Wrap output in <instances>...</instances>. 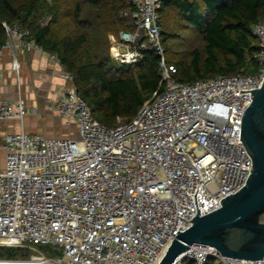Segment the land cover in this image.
<instances>
[{"label": "built area", "instance_id": "obj_1", "mask_svg": "<svg viewBox=\"0 0 264 264\" xmlns=\"http://www.w3.org/2000/svg\"><path fill=\"white\" fill-rule=\"evenodd\" d=\"M167 0H132L135 31L111 38V56L122 66L138 65L144 52L160 57L163 88L130 122L107 128L97 122L72 87L48 99L45 113L76 127V136L28 133V116L39 114L18 97L0 99V124L17 122L1 148L0 247L27 249L57 264H159L177 236L196 216L219 210L242 190L253 161L242 142V120L253 92L264 83V21L252 33L260 67L253 75H219L185 84L165 58L159 11ZM0 50L39 48L18 26L5 27ZM41 49V48H40ZM50 61L60 64L56 55ZM61 65V64H60ZM63 68V67H62ZM13 70L19 65L14 58ZM28 260V261H31ZM23 261V262H28ZM264 264L221 256L193 245L175 264Z\"/></svg>", "mask_w": 264, "mask_h": 264}, {"label": "trees", "instance_id": "obj_2", "mask_svg": "<svg viewBox=\"0 0 264 264\" xmlns=\"http://www.w3.org/2000/svg\"><path fill=\"white\" fill-rule=\"evenodd\" d=\"M70 2L73 8L64 11ZM85 2L96 16L86 14L80 0H0V50L9 41L5 27L18 26L28 33L27 41L59 58L94 119L111 128L118 121H132L162 90L161 59L150 50L144 52L138 65L116 63L108 37L113 32L135 31L134 20L126 15L135 12L132 0ZM46 10L52 19L44 24L40 14ZM159 15L165 53L167 41L182 29L197 32L206 44L205 57L195 50L190 63L166 59L177 68V81L192 84L219 75H253L258 71L260 46L252 28L264 21V0H167ZM43 251L48 258L56 256L49 249ZM30 253L0 247V261H28Z\"/></svg>", "mask_w": 264, "mask_h": 264}, {"label": "water", "instance_id": "obj_3", "mask_svg": "<svg viewBox=\"0 0 264 264\" xmlns=\"http://www.w3.org/2000/svg\"><path fill=\"white\" fill-rule=\"evenodd\" d=\"M242 142L253 161L246 186L225 198L219 210L196 216L191 226L172 242L159 264H175L193 245L211 246L231 259H264V83L253 92V102L244 114Z\"/></svg>", "mask_w": 264, "mask_h": 264}, {"label": "crops", "instance_id": "obj_4", "mask_svg": "<svg viewBox=\"0 0 264 264\" xmlns=\"http://www.w3.org/2000/svg\"><path fill=\"white\" fill-rule=\"evenodd\" d=\"M48 53L40 48L19 47L15 53L6 50L1 57L0 99L14 102L21 96L28 107H36L39 114L28 116L24 130L28 133H42L50 137L70 138L76 136V127L66 125V121L45 113L48 99L57 100L62 88L73 85L63 77L64 70L58 63L50 61ZM14 58L19 70H13ZM21 127L17 122L0 124V167L5 153L1 148L3 138L9 133H18Z\"/></svg>", "mask_w": 264, "mask_h": 264}, {"label": "rangeland", "instance_id": "obj_5", "mask_svg": "<svg viewBox=\"0 0 264 264\" xmlns=\"http://www.w3.org/2000/svg\"><path fill=\"white\" fill-rule=\"evenodd\" d=\"M80 2H81L82 7L84 8V12L86 14L89 13V15H91V16L97 15L96 14L97 12H94L91 9L90 5L87 2H85V0H80ZM72 6H73V4L70 2L65 7L64 11L71 10L73 8ZM40 15H41V21L44 24L49 23V21L52 19V16L49 14L48 10H46L44 12V14H40ZM69 28L71 29L72 26H70ZM116 35H117L116 32L109 34V37H108L109 42H110L111 38L116 37ZM173 35L174 36L170 40L167 41L168 49H167V53H165V58L167 60H169V61H171L172 59L177 60V61L185 60L188 63H190L193 59L192 52L195 50H198L201 53V55L205 57L206 44L203 42L202 38L198 35L197 32H195L193 30H183L182 29L181 31L180 30L177 31V34H173ZM111 46H112V44L110 42V48H111ZM178 53H180V54H178ZM110 54H111V52H110ZM111 58L114 59L112 56H111ZM174 79L176 80V77H174ZM33 256H35V255L33 252H31L28 255V260H31L33 258ZM18 261L23 262V260H18Z\"/></svg>", "mask_w": 264, "mask_h": 264}, {"label": "bare ground", "instance_id": "obj_6", "mask_svg": "<svg viewBox=\"0 0 264 264\" xmlns=\"http://www.w3.org/2000/svg\"><path fill=\"white\" fill-rule=\"evenodd\" d=\"M26 263H32V264H57V262H55L53 260H50V259H47V258H42V257L35 258L34 260L28 261Z\"/></svg>", "mask_w": 264, "mask_h": 264}]
</instances>
